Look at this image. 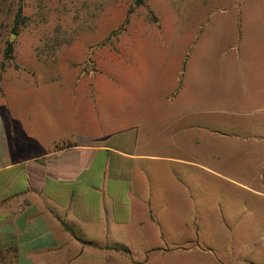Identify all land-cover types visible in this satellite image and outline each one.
I'll list each match as a JSON object with an SVG mask.
<instances>
[{
	"label": "crops",
	"instance_id": "obj_1",
	"mask_svg": "<svg viewBox=\"0 0 264 264\" xmlns=\"http://www.w3.org/2000/svg\"><path fill=\"white\" fill-rule=\"evenodd\" d=\"M241 2L168 78L6 68L0 264H264V0Z\"/></svg>",
	"mask_w": 264,
	"mask_h": 264
},
{
	"label": "rangeland",
	"instance_id": "obj_2",
	"mask_svg": "<svg viewBox=\"0 0 264 264\" xmlns=\"http://www.w3.org/2000/svg\"><path fill=\"white\" fill-rule=\"evenodd\" d=\"M238 1L142 0L136 6L135 0H0V77L10 68L38 82L43 69H58L71 79L96 62L94 78L131 64L144 73L155 65L168 78L169 64L182 67L201 40L203 17L233 14L231 3ZM245 2L238 15H248Z\"/></svg>",
	"mask_w": 264,
	"mask_h": 264
},
{
	"label": "trees",
	"instance_id": "obj_3",
	"mask_svg": "<svg viewBox=\"0 0 264 264\" xmlns=\"http://www.w3.org/2000/svg\"><path fill=\"white\" fill-rule=\"evenodd\" d=\"M134 3H135L136 6H139V5L142 4V0H135ZM6 53H7V58H9L10 54L12 53V45H11V43L8 45Z\"/></svg>",
	"mask_w": 264,
	"mask_h": 264
},
{
	"label": "built area",
	"instance_id": "obj_4",
	"mask_svg": "<svg viewBox=\"0 0 264 264\" xmlns=\"http://www.w3.org/2000/svg\"><path fill=\"white\" fill-rule=\"evenodd\" d=\"M260 179L264 180V165H262V167H261Z\"/></svg>",
	"mask_w": 264,
	"mask_h": 264
}]
</instances>
